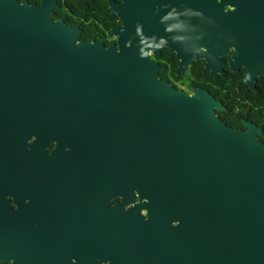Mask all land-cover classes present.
<instances>
[{
  "label": "water",
  "instance_id": "water-1",
  "mask_svg": "<svg viewBox=\"0 0 264 264\" xmlns=\"http://www.w3.org/2000/svg\"><path fill=\"white\" fill-rule=\"evenodd\" d=\"M190 2L108 1L120 25L106 47L53 20L57 0H0V88L23 98L0 111L54 114L51 202L70 203L66 213H0V264H161L169 253L186 264H264L261 128L226 126L212 95L172 89L149 59L202 31ZM210 32L211 73L222 74L220 57L233 50L230 71L243 68L239 81L255 91L264 0H211ZM137 213L174 214L177 243L145 246Z\"/></svg>",
  "mask_w": 264,
  "mask_h": 264
},
{
  "label": "flooded vegetation",
  "instance_id": "flooded-vegetation-1",
  "mask_svg": "<svg viewBox=\"0 0 264 264\" xmlns=\"http://www.w3.org/2000/svg\"><path fill=\"white\" fill-rule=\"evenodd\" d=\"M25 1L29 5H39L40 2V0ZM187 5L197 10L195 16L199 20L198 29L201 24L202 31L200 33L197 31L196 34L181 33L178 43L175 44L176 50L173 48L174 45L171 48L162 46L157 55L149 51V59L159 68L157 74L161 82L185 95H190L194 90H204L224 108L222 111H215V114L226 112L223 102L216 99L214 93L220 95L226 88L232 86L237 88L236 84L246 86L239 81L245 70L241 68L237 72L230 71L229 62L233 54V50H230L228 54L220 57L223 62L222 74L211 73V32L208 33L211 30V0H192ZM119 25L120 22L113 28ZM103 38L104 45L107 38L110 40L108 45L113 42V39L109 38V33L107 37L103 35L101 40ZM195 54H200L202 58L195 60ZM234 80L237 81L236 84L229 83ZM0 95H2L0 104L23 102V98L17 96L18 90L12 86L0 88ZM39 107L37 106L32 114L14 108H6L5 112L0 111V213H66L70 210V203L66 206L51 202L56 192L53 181L56 158L52 156L57 143L56 123L52 121L54 114L50 113L49 108L46 110L45 107L41 109ZM60 126L64 134L69 129L66 120ZM64 167L70 170V162ZM117 202L118 199L112 200V204ZM57 207L60 209L57 210ZM137 214L141 215L145 222L146 231L138 237L146 242L145 246H161L163 243L165 246H172L177 243L176 232L180 230V221L174 217V214ZM158 216H167L165 227L162 217L158 219ZM193 229L196 232V227L193 226ZM195 238L196 236L192 237L194 241ZM168 256V260L161 259V264H186L184 259L171 256L170 253ZM95 258L90 264L98 263V258ZM143 264L152 263L149 261Z\"/></svg>",
  "mask_w": 264,
  "mask_h": 264
},
{
  "label": "trees",
  "instance_id": "trees-1",
  "mask_svg": "<svg viewBox=\"0 0 264 264\" xmlns=\"http://www.w3.org/2000/svg\"><path fill=\"white\" fill-rule=\"evenodd\" d=\"M107 1L111 0H57L51 18L78 28L79 41H100L103 35L107 37L109 30L119 24L117 18L111 15ZM109 42L107 38L105 45ZM236 86L226 88L220 95L214 93L215 98L226 107V112H216V115L222 123L233 129H244L243 121L257 125L262 130L258 139L264 143V76L257 79L255 91L244 85Z\"/></svg>",
  "mask_w": 264,
  "mask_h": 264
}]
</instances>
